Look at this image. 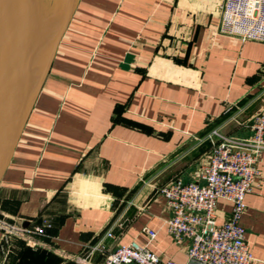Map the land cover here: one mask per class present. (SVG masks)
<instances>
[{
	"label": "crops",
	"instance_id": "0c3cea01",
	"mask_svg": "<svg viewBox=\"0 0 264 264\" xmlns=\"http://www.w3.org/2000/svg\"><path fill=\"white\" fill-rule=\"evenodd\" d=\"M223 2L76 0L0 173V216L48 236L32 264H100L92 247L144 246L145 230L152 253L187 262L161 188L197 180L210 131L246 139L264 114V43L221 35ZM258 169L241 219L250 264H264V153ZM230 212L219 201L217 222Z\"/></svg>",
	"mask_w": 264,
	"mask_h": 264
},
{
	"label": "built area",
	"instance_id": "2783aa9c",
	"mask_svg": "<svg viewBox=\"0 0 264 264\" xmlns=\"http://www.w3.org/2000/svg\"><path fill=\"white\" fill-rule=\"evenodd\" d=\"M218 31L242 43H264V0H224ZM250 123L252 134L246 139L224 136L217 129L210 131L206 138L210 149L200 163L197 180L184 182L176 178L160 190L170 213L164 222L167 234L175 244L188 242L185 264H250L253 260L241 219L246 196L260 186L262 179L258 161L264 153V114L255 115ZM219 201L231 205L228 219L221 224L216 215ZM144 232L148 237L144 246L131 241L107 251L101 242L88 255L99 253L100 264H178L152 253L148 245L157 233ZM11 235L47 248L35 240L36 236L47 239L43 226L26 228L1 218L0 240L5 238V245L0 244L2 264L11 252L10 245L6 246ZM105 237L112 239V232L108 231Z\"/></svg>",
	"mask_w": 264,
	"mask_h": 264
},
{
	"label": "water",
	"instance_id": "95a60500",
	"mask_svg": "<svg viewBox=\"0 0 264 264\" xmlns=\"http://www.w3.org/2000/svg\"><path fill=\"white\" fill-rule=\"evenodd\" d=\"M76 0H65L45 63L37 75L33 92L24 109L27 118L42 83L49 71L59 41L63 35ZM27 0H0V173L4 161L3 147L19 76L24 73L23 36Z\"/></svg>",
	"mask_w": 264,
	"mask_h": 264
},
{
	"label": "bare ground",
	"instance_id": "6f19581e",
	"mask_svg": "<svg viewBox=\"0 0 264 264\" xmlns=\"http://www.w3.org/2000/svg\"><path fill=\"white\" fill-rule=\"evenodd\" d=\"M56 1L57 0H27L28 5L23 36L24 73L19 76V84L18 87H16L13 109L5 131L3 157L6 156L7 153L5 151L9 148L8 144L15 138V135L20 129L21 122L23 121L24 109L28 104L33 92V85L36 82V73H34V71L35 67L37 69V61L47 58L49 53L57 26L53 27L55 31L52 37L50 36L49 38L51 39L50 43L48 42L49 45L43 46V44L47 39L49 30H51L50 26L57 14L59 4L61 3H57Z\"/></svg>",
	"mask_w": 264,
	"mask_h": 264
},
{
	"label": "rangeland",
	"instance_id": "374dc122",
	"mask_svg": "<svg viewBox=\"0 0 264 264\" xmlns=\"http://www.w3.org/2000/svg\"><path fill=\"white\" fill-rule=\"evenodd\" d=\"M56 2L57 3L61 2V3L59 4V8H58L57 14L55 15V18L53 19L52 24L50 26L51 30H49V32L47 34V39L45 40V43L43 44V46H47L50 43L51 39H49V38H50V36L52 37V34L55 31L53 29V27L58 25V22H59V19H60V16H61V12L63 10V5L65 3V0H61V1L57 0ZM45 60H46V58H43V60L37 61L38 62L37 63V69L35 67V71H34V73H36L35 78H37V75L40 72L41 67L45 63ZM11 143H12V141H11ZM11 143L8 144V146L10 148H11V145H10ZM1 218L5 219L4 217L0 216V219ZM5 220H7V219H5ZM8 222L16 225L15 222H10V221H8ZM33 227H35V226H33ZM26 228H32V227H26ZM35 238H36L35 240L36 241L38 240L41 244H44V245L46 244V247L48 248L47 239L45 237L36 236ZM4 239L3 240L1 239L2 241L0 240V244L5 245V243H4L5 240ZM7 241H8V244H6V246L10 245L11 252L8 255V258L6 259V261L3 264H32V260L36 259L37 256H39L40 259H41L40 251L43 250V249H46V248L38 246V245H35V246L31 245L30 244V239L17 238V237L12 236V235L8 236ZM73 263L74 264H82L80 258L73 259ZM0 264H2L1 263V259H0Z\"/></svg>",
	"mask_w": 264,
	"mask_h": 264
},
{
	"label": "trees",
	"instance_id": "16d2710c",
	"mask_svg": "<svg viewBox=\"0 0 264 264\" xmlns=\"http://www.w3.org/2000/svg\"><path fill=\"white\" fill-rule=\"evenodd\" d=\"M45 252H46V251H45ZM45 252H44V250H41V251H40L41 255L45 254ZM46 254H47V252H46ZM41 255H40V256H41Z\"/></svg>",
	"mask_w": 264,
	"mask_h": 264
}]
</instances>
